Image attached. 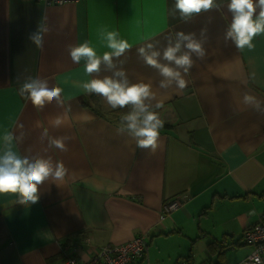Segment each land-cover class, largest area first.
Here are the masks:
<instances>
[{
    "label": "crops",
    "instance_id": "1",
    "mask_svg": "<svg viewBox=\"0 0 264 264\" xmlns=\"http://www.w3.org/2000/svg\"><path fill=\"white\" fill-rule=\"evenodd\" d=\"M218 2L219 9L184 22L175 0H0V151L3 136L12 133L18 154L50 156L68 169L60 186H40L35 204L0 193V264H64L71 255L87 260L98 247L137 235L146 237L148 250L131 264H239L247 257L251 246L243 232L264 218V114L241 101L245 93L264 101V34L252 50L226 44L231 14L228 0ZM39 22L48 29L43 49L29 39ZM101 27L133 45L121 58L130 81L151 83L163 100L157 111L171 127L160 130L154 152L118 133L119 108L79 87L91 77L83 61L72 62L68 46L88 40L98 54L108 51L98 38ZM202 27L206 54L193 57L187 87L160 89L161 77L136 48L149 38L162 48L177 31L199 37ZM110 74L102 64L98 75ZM37 76L63 89L64 107L53 101L37 110L20 96V85ZM58 117L64 123L53 127ZM45 128L67 138V151L41 139ZM182 194L187 199L162 219L164 202ZM215 240L222 254L221 246L209 250Z\"/></svg>",
    "mask_w": 264,
    "mask_h": 264
},
{
    "label": "clouds",
    "instance_id": "2",
    "mask_svg": "<svg viewBox=\"0 0 264 264\" xmlns=\"http://www.w3.org/2000/svg\"><path fill=\"white\" fill-rule=\"evenodd\" d=\"M220 7L218 0H175L174 4V10L179 12V18L184 22L190 21L194 15ZM227 11L231 14V21L225 30L224 42L227 44L230 41L240 52L252 50L255 47L254 39L264 34V0H228ZM47 31L45 24L39 22L37 30L30 34L29 39L37 48L43 49L44 34ZM207 32V27H202L198 37L193 32L177 31L174 36L166 37L167 43L162 48L159 41L149 38L136 48L137 57L158 72L161 77L160 89L174 88L182 91L188 84L185 77L194 66L193 57L202 59L206 54L204 44ZM98 38L108 49L102 54H98L88 40L68 46L72 62L79 64L83 61L84 73L91 77L80 81L79 87L85 94L102 97L111 109L128 108L121 116L118 133L135 139L136 148L154 152L158 147L160 130L164 127V120L157 111L163 107V100L158 99L151 83L130 81L123 68L126 60L121 59L133 47L128 40L122 38L117 30H108L107 27L98 30ZM102 64L111 70L110 75H98ZM251 78L255 80V73L251 74ZM18 91L37 110H42L53 101L61 107L66 104L62 98L63 89L58 84L50 86L46 78L28 77ZM241 103L264 114V101L254 95L245 93ZM69 109L70 106L66 108ZM51 123L53 127H60L64 121L58 117ZM21 138L15 137L17 141ZM44 138H47L50 147L67 151L66 137H52L45 128L41 134V139ZM13 140L12 133L3 136L4 149L0 151V193H18L17 203L35 204L39 200L40 186L46 181L60 186L65 181L68 169L62 161H54L50 156L18 154L11 147ZM248 261L264 264L255 253L242 264H248Z\"/></svg>",
    "mask_w": 264,
    "mask_h": 264
},
{
    "label": "built area",
    "instance_id": "3",
    "mask_svg": "<svg viewBox=\"0 0 264 264\" xmlns=\"http://www.w3.org/2000/svg\"><path fill=\"white\" fill-rule=\"evenodd\" d=\"M33 1V0H26ZM46 5H63L65 3L81 0H42ZM188 197L187 194L178 195L172 200L164 202L161 218L172 211L178 209ZM243 241L251 246V251L243 260L246 261L252 254L259 255L261 261H264V218H260L256 223L246 228L243 232ZM148 250V243L144 235H137L123 243H107L98 247L87 260H79L76 256H68L64 264H130L135 259L144 257ZM242 261V262H243ZM239 263V264H242ZM178 264H192L189 260H182ZM207 264V263H195ZM248 264H253L248 261Z\"/></svg>",
    "mask_w": 264,
    "mask_h": 264
},
{
    "label": "trees",
    "instance_id": "4",
    "mask_svg": "<svg viewBox=\"0 0 264 264\" xmlns=\"http://www.w3.org/2000/svg\"><path fill=\"white\" fill-rule=\"evenodd\" d=\"M90 97H93V99H95V98H98V95H96V94H91ZM84 105H85V106H89V104H88L87 102H84ZM129 107H130V106H129ZM94 110H95L98 114L101 115L102 112L100 111V107H99V106L94 107ZM128 110H129L128 108L119 109V110H118V113H119V114H125ZM164 127H165V128H167V127H171V125L166 124ZM174 198H176V197H174ZM174 198H172V199H174ZM172 199H171V200H172ZM220 244H222V243L219 242V241H217V240L212 241V242H209V250H210L211 252H213V251H215V250L217 249L218 246H221V248H222V250H221V254H222V251H223V249H224V246H222V245H220ZM144 256H145V255H144ZM142 258H143V257H142ZM130 264H131V263H130Z\"/></svg>",
    "mask_w": 264,
    "mask_h": 264
}]
</instances>
